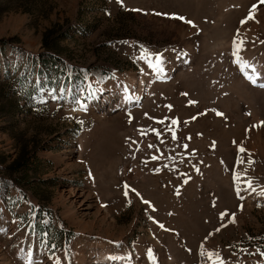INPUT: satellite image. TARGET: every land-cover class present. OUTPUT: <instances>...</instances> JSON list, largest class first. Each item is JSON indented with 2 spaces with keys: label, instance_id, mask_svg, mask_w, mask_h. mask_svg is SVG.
<instances>
[{
  "label": "rangeland",
  "instance_id": "1",
  "mask_svg": "<svg viewBox=\"0 0 264 264\" xmlns=\"http://www.w3.org/2000/svg\"><path fill=\"white\" fill-rule=\"evenodd\" d=\"M256 1L0 0V264H264Z\"/></svg>",
  "mask_w": 264,
  "mask_h": 264
},
{
  "label": "snow or ice",
  "instance_id": "2",
  "mask_svg": "<svg viewBox=\"0 0 264 264\" xmlns=\"http://www.w3.org/2000/svg\"><path fill=\"white\" fill-rule=\"evenodd\" d=\"M260 3L261 4H264V0H260ZM252 9H255L256 7H257V4H253L252 6ZM254 17L252 16V14H251V10H250V12H249V15L245 18V19H243V20H241V25H244V24H246L247 23V21L249 20V19H253ZM181 19H183V18H181ZM185 22H187V23H189V24H191L192 22L191 21H185ZM241 43H243V41H241ZM157 61L159 62L160 61V57L159 56H157ZM247 78H249V79H251V76L249 75ZM258 78H259V76H258ZM36 82H37V84H39V77H37L36 78ZM39 91H41V92H43L44 91V89L43 88H40L39 89ZM59 93L61 94V96L63 95V93L66 91V89H65V87L62 85L60 88H59ZM70 91V90H69ZM57 92V89H51L50 90V92H49V95H51V97H52V99H58L59 97H57L56 95H54V93H56ZM85 106L84 105H81V108H84ZM167 107H169V108H171L172 106L171 105H168ZM146 116H147V114H145ZM217 115H222V113H217ZM158 123H160V124H164V121L163 120H161V121H158ZM178 123V121L176 120V119H173V120H171L170 121V124L171 125H176ZM141 131V134L142 135H145V134H147L146 133V131L145 130H140ZM169 131H171V128H169ZM147 132H152V133H154L155 135H157L158 137L161 135V132L158 130V129H148L147 130ZM177 137H176V135H175V133L173 132L172 133V139L173 140H175ZM189 139H190V137H189ZM133 143H135V141H133ZM152 147H154L153 145H149V148H152ZM184 148L185 149H187V145H184ZM138 150V149H137ZM240 151L241 152H244V149L243 148H241L240 149ZM152 159L153 160H156V159H158V157H156V156H153L152 157ZM243 161H241V163H242ZM193 167H195V166H193ZM154 171H159V169H155ZM197 171H198V169H197ZM246 184H247V187L245 188V189H243L244 191H247V189L248 188H251V183L250 182H246ZM236 191H237V195L239 196L240 195V191H241V189L238 187L237 189H236ZM252 191L254 192L255 191V189H252ZM127 192H125V195L127 196ZM259 195H261V196H264V191H262ZM144 203H146V204H150V202L149 201H144ZM213 206H215V204H213ZM234 213L232 214V217H230V218H234ZM225 216H228V212H227V210H225V212H223V213H221V218L223 219ZM157 223H159V222H157ZM160 227H162L163 228V225H160ZM219 229H217V231H218ZM189 251H191V250H189ZM149 255H151V252H149ZM212 254H209V256H211ZM216 255H218V254H216ZM262 255H264V253H262Z\"/></svg>",
  "mask_w": 264,
  "mask_h": 264
},
{
  "label": "bare ground",
  "instance_id": "3",
  "mask_svg": "<svg viewBox=\"0 0 264 264\" xmlns=\"http://www.w3.org/2000/svg\"><path fill=\"white\" fill-rule=\"evenodd\" d=\"M257 2V5H260L261 3H260V0L259 1H256ZM264 5V4H263ZM262 5V6H263ZM260 7V6H259ZM259 9V8H258ZM250 32V31H249ZM252 32V31H251ZM255 31H253L252 32V34L254 33ZM256 33V32H255ZM254 33V34H255ZM249 35H250V33H249ZM252 36V35H251ZM256 40V39H255ZM252 41V40H251ZM233 62H234V64L244 73V74H246L247 76H249V75H251V73H252V70H253V68L250 66V65H248V63L246 62V61H243V60H241V57L240 56H238L236 53L233 55ZM254 66V65H253ZM256 74V73H255ZM258 74V73H257ZM129 82H130V85L131 86H133L134 84H135V81L133 80V79H130L129 80ZM257 83V80H256V78H253V83ZM142 84V83H141ZM139 85V87H142V85ZM142 91V90H141ZM139 92H140V90H139ZM141 96H142V93H139V95L136 97V100L139 102V101H141L140 99H141ZM264 126V125H263ZM216 254H218V255H215V260H216V264H223V262L222 261H220V260H218V257H219V253H216Z\"/></svg>",
  "mask_w": 264,
  "mask_h": 264
},
{
  "label": "trees",
  "instance_id": "4",
  "mask_svg": "<svg viewBox=\"0 0 264 264\" xmlns=\"http://www.w3.org/2000/svg\"><path fill=\"white\" fill-rule=\"evenodd\" d=\"M49 41H51V42L49 43V42L46 41V45H48L49 47L53 46L52 45V39H50ZM24 161L22 160V162H20V163L16 162V164L12 166L13 170H18V169H21L22 167H26L27 163L24 164Z\"/></svg>",
  "mask_w": 264,
  "mask_h": 264
}]
</instances>
